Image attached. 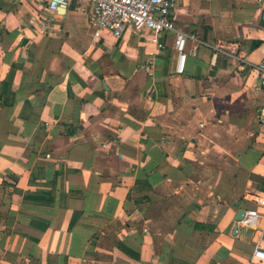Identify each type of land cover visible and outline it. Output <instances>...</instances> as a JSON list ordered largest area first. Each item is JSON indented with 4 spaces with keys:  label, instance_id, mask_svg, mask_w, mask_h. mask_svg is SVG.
<instances>
[{
    "label": "crops",
    "instance_id": "crops-1",
    "mask_svg": "<svg viewBox=\"0 0 264 264\" xmlns=\"http://www.w3.org/2000/svg\"><path fill=\"white\" fill-rule=\"evenodd\" d=\"M0 0V264H264V0H178L188 40Z\"/></svg>",
    "mask_w": 264,
    "mask_h": 264
},
{
    "label": "built area",
    "instance_id": "built-area-1",
    "mask_svg": "<svg viewBox=\"0 0 264 264\" xmlns=\"http://www.w3.org/2000/svg\"><path fill=\"white\" fill-rule=\"evenodd\" d=\"M94 12L92 24L100 30L111 33L116 39L123 36L127 28L135 30H151L156 36L171 32L174 34V48L177 52V72L182 74L187 61L188 40L199 41L193 34H187L176 28V22L172 18L173 10L178 6V0H92ZM69 6V0H49L47 14L40 21L43 30L50 28L57 20L62 8ZM239 70L254 72L257 78L258 88H264V61L251 64L239 59ZM264 125V116L262 118ZM264 218V214L258 210H249L244 218L238 221L237 231L240 226L256 227L257 221ZM254 257L264 261V251L257 246L253 252Z\"/></svg>",
    "mask_w": 264,
    "mask_h": 264
},
{
    "label": "water",
    "instance_id": "water-1",
    "mask_svg": "<svg viewBox=\"0 0 264 264\" xmlns=\"http://www.w3.org/2000/svg\"><path fill=\"white\" fill-rule=\"evenodd\" d=\"M246 213V211L245 210H240L239 212H238V214H237V217H236V220L237 221H241V220H243V218H244V214ZM236 231H237V226L235 227V230H234V233H236Z\"/></svg>",
    "mask_w": 264,
    "mask_h": 264
}]
</instances>
